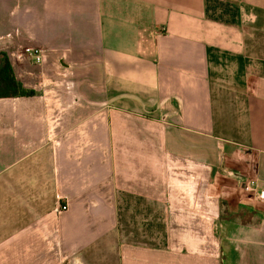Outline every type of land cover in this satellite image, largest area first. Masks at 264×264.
I'll use <instances>...</instances> for the list:
<instances>
[{"label":"crops","instance_id":"obj_1","mask_svg":"<svg viewBox=\"0 0 264 264\" xmlns=\"http://www.w3.org/2000/svg\"><path fill=\"white\" fill-rule=\"evenodd\" d=\"M0 52L35 91L0 98V264H264V0H0Z\"/></svg>","mask_w":264,"mask_h":264},{"label":"trees","instance_id":"obj_2","mask_svg":"<svg viewBox=\"0 0 264 264\" xmlns=\"http://www.w3.org/2000/svg\"><path fill=\"white\" fill-rule=\"evenodd\" d=\"M32 95H35V91L27 89L17 79L7 53L0 52V98Z\"/></svg>","mask_w":264,"mask_h":264},{"label":"rangeland","instance_id":"obj_3","mask_svg":"<svg viewBox=\"0 0 264 264\" xmlns=\"http://www.w3.org/2000/svg\"><path fill=\"white\" fill-rule=\"evenodd\" d=\"M224 114H226L225 115V117H227V119L229 118H234V119H236V122L238 123L239 122V120L240 119H242V117H244L245 115H246V113L244 112V111H240V110H238V111H235V112H223ZM224 117V118H225ZM239 128H240V126H239ZM242 128V127H241ZM223 127L221 128V131H223ZM241 130V129H240ZM243 130L244 131H246V126H243ZM234 131V133H231L230 135H237L238 134V129H237V127L236 126H229L228 128H227V131H226V133H228V135H229V133L230 132H233ZM222 133H224V132H222ZM225 134V133H224ZM248 194H249V198H250V200H252V202H255L257 199L258 200H261L260 199V197H259V193L257 194V192L256 191H254V190H252V189H250V190H248Z\"/></svg>","mask_w":264,"mask_h":264},{"label":"built area","instance_id":"obj_4","mask_svg":"<svg viewBox=\"0 0 264 264\" xmlns=\"http://www.w3.org/2000/svg\"><path fill=\"white\" fill-rule=\"evenodd\" d=\"M22 54L34 62L40 63L43 60L45 49L41 47L26 46L23 48ZM259 197L264 201V191L259 192Z\"/></svg>","mask_w":264,"mask_h":264}]
</instances>
